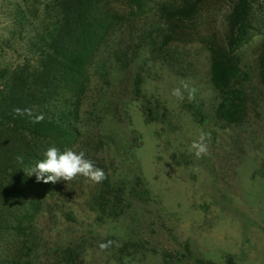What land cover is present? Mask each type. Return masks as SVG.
<instances>
[{"label": "rangeland", "instance_id": "374dc122", "mask_svg": "<svg viewBox=\"0 0 264 264\" xmlns=\"http://www.w3.org/2000/svg\"><path fill=\"white\" fill-rule=\"evenodd\" d=\"M61 3L0 0V100L9 93L11 73L32 68L50 54L55 42H73L72 33H63L68 23ZM95 6L108 13L110 0H99ZM103 61L100 76L82 82L88 92L78 124L84 137L72 150H83L104 171L105 179L94 183L77 176L45 188L19 183L13 201L24 212L10 228L0 227V264H104V249L99 245L104 243L105 230L109 53ZM17 222L22 224L20 229Z\"/></svg>", "mask_w": 264, "mask_h": 264}, {"label": "trees", "instance_id": "16d2710c", "mask_svg": "<svg viewBox=\"0 0 264 264\" xmlns=\"http://www.w3.org/2000/svg\"><path fill=\"white\" fill-rule=\"evenodd\" d=\"M98 2L62 0L63 17L66 24H72L71 30L68 24L64 26L63 33H72L73 42H55L50 54L32 68L10 74L9 93L0 100V227L10 228L13 219L24 212L13 201L19 183L41 188L53 184L29 175L35 162L45 158L46 150L50 146L72 149L84 137L78 124L88 92L82 82L100 76L109 53L110 11L96 8ZM40 115L43 120L36 122ZM17 157H23L22 162ZM17 225L20 229L22 224Z\"/></svg>", "mask_w": 264, "mask_h": 264}, {"label": "clouds", "instance_id": "9594fccd", "mask_svg": "<svg viewBox=\"0 0 264 264\" xmlns=\"http://www.w3.org/2000/svg\"><path fill=\"white\" fill-rule=\"evenodd\" d=\"M166 27V25H161ZM197 88L190 85V83L181 79L179 86L171 90V95L177 99L183 100L185 93L187 99L192 101L196 99ZM28 111V110H25ZM17 114H20V109H15ZM43 115L36 118V122L43 120ZM211 134L201 131L199 136L190 146V151L199 159L208 152V141H210ZM44 159L35 162L33 168L30 169L29 175L35 174L37 181L44 183H55L58 180L65 182L75 179L77 176L99 183L105 179V173L102 169L97 167L94 162L85 156L83 150L76 152L72 149L59 150L55 146H50L44 153ZM17 160H23V157H17ZM112 242L108 241L99 245L101 249H106Z\"/></svg>", "mask_w": 264, "mask_h": 264}]
</instances>
